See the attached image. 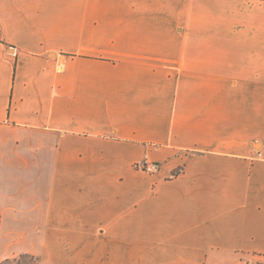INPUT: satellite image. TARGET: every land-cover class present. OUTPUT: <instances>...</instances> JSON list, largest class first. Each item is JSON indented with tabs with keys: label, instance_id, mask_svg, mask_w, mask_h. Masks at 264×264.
I'll list each match as a JSON object with an SVG mask.
<instances>
[{
	"label": "crops",
	"instance_id": "obj_1",
	"mask_svg": "<svg viewBox=\"0 0 264 264\" xmlns=\"http://www.w3.org/2000/svg\"><path fill=\"white\" fill-rule=\"evenodd\" d=\"M0 215V263L264 264V0H0Z\"/></svg>",
	"mask_w": 264,
	"mask_h": 264
},
{
	"label": "built area",
	"instance_id": "obj_2",
	"mask_svg": "<svg viewBox=\"0 0 264 264\" xmlns=\"http://www.w3.org/2000/svg\"><path fill=\"white\" fill-rule=\"evenodd\" d=\"M139 167L146 172L155 173L160 169V164L156 162H144Z\"/></svg>",
	"mask_w": 264,
	"mask_h": 264
},
{
	"label": "rangeland",
	"instance_id": "obj_3",
	"mask_svg": "<svg viewBox=\"0 0 264 264\" xmlns=\"http://www.w3.org/2000/svg\"><path fill=\"white\" fill-rule=\"evenodd\" d=\"M139 165L140 164H137L136 168L141 170ZM147 173H151V172H147ZM37 261L38 260H36V259H34L32 257H25V258L21 259L18 263H16L14 260H10L8 262H5L4 264H37Z\"/></svg>",
	"mask_w": 264,
	"mask_h": 264
},
{
	"label": "trees",
	"instance_id": "obj_4",
	"mask_svg": "<svg viewBox=\"0 0 264 264\" xmlns=\"http://www.w3.org/2000/svg\"><path fill=\"white\" fill-rule=\"evenodd\" d=\"M0 220H1V215H0ZM25 257H32V258L38 260V258L35 257V256L29 255V254H23V255H20L19 257H16V258L14 259V261H15L16 263H18L21 259H23V258H25ZM8 261H10V260H8ZM8 261H5V262H8ZM5 262L0 263V264H4ZM37 264H39V260L37 261Z\"/></svg>",
	"mask_w": 264,
	"mask_h": 264
}]
</instances>
